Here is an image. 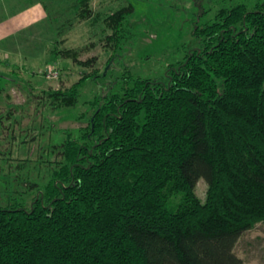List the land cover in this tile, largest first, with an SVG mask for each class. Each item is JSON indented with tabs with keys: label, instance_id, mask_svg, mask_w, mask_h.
Listing matches in <instances>:
<instances>
[{
	"label": "trees",
	"instance_id": "trees-1",
	"mask_svg": "<svg viewBox=\"0 0 264 264\" xmlns=\"http://www.w3.org/2000/svg\"><path fill=\"white\" fill-rule=\"evenodd\" d=\"M73 6L92 18L91 0ZM134 12L104 19L108 63L138 43ZM192 36L200 45H184L164 78L125 71L117 91L90 101L81 139L62 130L63 159L31 206L0 207V264H244L236 244L264 221V0H221ZM99 77L47 91L52 105L72 106ZM167 185L183 194L176 206Z\"/></svg>",
	"mask_w": 264,
	"mask_h": 264
},
{
	"label": "rangeland",
	"instance_id": "rangeland-1",
	"mask_svg": "<svg viewBox=\"0 0 264 264\" xmlns=\"http://www.w3.org/2000/svg\"><path fill=\"white\" fill-rule=\"evenodd\" d=\"M75 1L0 0V18L37 4L46 12L44 20L24 26L0 44V84L4 86L0 93V207L23 200L29 208L63 159L67 134L62 130L81 139L94 113L90 101L117 91L125 71L164 78L168 66L183 58L184 45L187 49L200 45L192 30L196 23L213 19L221 0H91L93 16L86 20L77 16ZM235 1L253 9L259 0ZM130 3L135 7L131 24L141 36L135 46L108 63L112 51L106 46L109 31L104 19ZM55 44L60 50H76L82 62L94 61L81 65L72 56L55 55ZM53 67L58 72L55 78L50 76ZM93 71L100 77L86 82L78 102L54 108L47 91L67 89ZM208 187L205 179L197 184L202 201L207 199ZM166 191L170 206H176L183 194L171 185ZM235 253L244 264H264V221L240 237Z\"/></svg>",
	"mask_w": 264,
	"mask_h": 264
},
{
	"label": "crops",
	"instance_id": "crops-1",
	"mask_svg": "<svg viewBox=\"0 0 264 264\" xmlns=\"http://www.w3.org/2000/svg\"><path fill=\"white\" fill-rule=\"evenodd\" d=\"M6 15L7 16L4 18H0V44L5 42L8 38L11 40V37L21 31L24 26H28L30 24H33L34 26L38 24L39 21L46 18L44 7L40 4H37L25 11H21L17 13V15ZM16 36L14 37V42H16Z\"/></svg>",
	"mask_w": 264,
	"mask_h": 264
},
{
	"label": "built area",
	"instance_id": "built-area-1",
	"mask_svg": "<svg viewBox=\"0 0 264 264\" xmlns=\"http://www.w3.org/2000/svg\"><path fill=\"white\" fill-rule=\"evenodd\" d=\"M51 70L52 71H50L51 72L50 76L53 77V78L57 77L58 76V72H57V70H55V67H53Z\"/></svg>",
	"mask_w": 264,
	"mask_h": 264
}]
</instances>
